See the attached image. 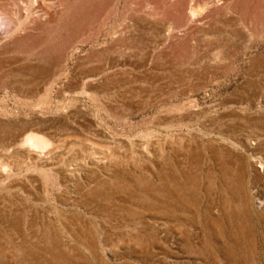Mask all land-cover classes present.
<instances>
[{"label":"rangeland","instance_id":"obj_1","mask_svg":"<svg viewBox=\"0 0 264 264\" xmlns=\"http://www.w3.org/2000/svg\"><path fill=\"white\" fill-rule=\"evenodd\" d=\"M263 141L264 0H0V264H264Z\"/></svg>","mask_w":264,"mask_h":264},{"label":"bare ground","instance_id":"obj_2","mask_svg":"<svg viewBox=\"0 0 264 264\" xmlns=\"http://www.w3.org/2000/svg\"><path fill=\"white\" fill-rule=\"evenodd\" d=\"M260 118H261V117H260ZM262 119H263V118H262ZM230 133H231V132H230ZM230 133H229V134H230ZM234 133H235V132H234ZM261 133H262V132H261ZM235 134H236V133H235ZM244 135H245V134H244ZM244 135H243V136H244ZM246 135H247V134H246ZM248 135H249V134H248ZM248 135H247L246 137H248ZM253 135H254V134H253ZM255 135H256V134H255ZM260 135H261V134H260ZM260 135H257V138H258V136H260ZM262 136H263V135H262ZM224 137H225V136H224ZM226 137H227V136H226ZM226 137H225V138H226ZM228 137H229V136H228ZM228 137H227V138H228ZM235 137H236V135H235ZM237 137H238V136H237ZM239 137H240V136H239ZM250 137H252V136L250 135ZM28 138H29V137H28ZM221 138H222V137H221ZM221 138H220V139H221ZM225 138H222V139H223L222 142H223V141H224V142H227V140H226V141L224 140ZM242 138H243V137H242ZM257 138H256V139H257ZM24 139H25V138H24ZM30 139H32V136H31ZM232 139H233V138H232ZM234 139H235V138H234ZM237 139H238V138H237ZM237 139L235 140L236 142H238ZM239 139H240V138H239ZM245 139H247V138H245ZM258 139H259V138H258ZM241 140H244V139H241ZM241 140H240V141H241ZM248 140H249V139H248ZM251 140H252V139H251ZM251 140H250V141H251ZM27 141H28V140H27ZM27 141H26V142H27ZM29 141H30V140H29ZM230 141H231V140H230ZM253 141H254V139H253ZM253 141H252V142H253ZM20 142H21V141H20ZM228 142H229V141H228ZM243 142H244V141H243ZM243 142H242V143L240 142V143H241V144H244L246 141H245L244 143H243ZM31 143H32V141H31ZM232 143H233V141H232ZM238 143H239V142H238ZM247 143H248V142H247ZM250 143H251V142H250ZM258 143H259V142H258ZM262 143H264V141H263ZM27 144H28V142H27ZM225 144H226V143H225ZM236 144H237V143H236ZM252 144H253V143H252ZM255 144H256V143H255ZM23 145H25V144H23ZM23 145H22V147H23ZM28 145H29V144H28ZM28 145H26V148L28 147ZM30 145H31V144H30ZM32 145H33V144H32ZM218 145H219V144H218ZM222 145H223V144H222ZM263 145H264V144H263ZM8 146H9V145H7V147H8ZM246 146H247V145H246ZM250 146H251V144H250ZM252 146H253V145H252ZM258 146H259V144H258ZM10 147H11V146H10ZM22 147L20 146L19 149L22 148ZM29 147L31 148V147H33V146H29ZM217 147H218V146H217ZM223 147H224V146H223ZM229 147H231V146H229ZM229 147H228V149H229V151H230V148H229ZM247 147L249 148V146H247ZM254 147H255V145H254L252 148H254ZM5 148H6V147H5ZM212 148H213V147H212ZM215 148H216V147H215ZM255 148H257V145H256ZM263 148H264V146H263ZM10 149H11V148H10ZM19 149H16V150H19ZM27 149H28V148H27ZM27 149H26V151H27ZM33 149H34V148H33ZM33 149H32V150H33ZM219 149H220V148H219ZM219 149H218V150H219ZM235 149H236V148H235ZM7 150H8V149H7ZM22 150H23V149H22ZM22 150H21V151H22ZM215 150H216V149H215ZM218 150L215 151V152L217 153ZM245 150H246V149H245ZM258 150H259V149H258ZM263 150H264V149H263ZM1 151H2V150H1ZM9 151H10V150H9ZM9 151H8V152H9ZM26 151H25V152H26ZM18 152H19V151H18ZM22 152H23V151H22ZM227 152H228V151H227ZM232 152H234V148H232ZM263 152H264V151H263ZM26 153H27V152H26ZM216 153H215V154H216ZM219 153H221V151H220ZM225 153H226V152H225ZM230 153H231V151H230ZM237 153H238V152H237ZM5 154H6V153H5ZM28 154H29V152H28ZM30 154H31V153H30ZM30 154H29V155H30ZM223 154H224V153H223ZM231 154H234V153H231ZM9 155H10V153H9ZM9 155H8V156H9ZM16 155H17V154H16ZM21 155H22V154H20V156H21ZM212 155H213V154H212ZM219 155H222V154H219ZM235 155H236V153H235ZM246 155H247V154H246ZM262 155H263V154H262ZM3 156H4V155H3ZM225 156H227V153L225 154ZM225 156H224V157H225ZM216 157H217V156H216ZM219 157H220V156H219ZM231 157H232V155H231ZM235 157H236V156H235ZM242 157H243V156L241 155V158H242ZM247 157H248V156H247ZM20 158H21V159H24V158H25V155H24V158H23V157H20ZM26 158H28V157L26 156ZM217 159H218V158H217ZM226 159H227V157H226ZM244 159H245V158H244ZM222 160H223V159H222ZM233 160H235V159H233ZM246 160H247V159H246ZM219 161H220V160H219ZM240 161H242V160H240ZM244 161H245V160H244ZM22 162H23V161H22ZM223 162H224V161H223ZM226 162H227V161H226ZM228 162H229V159H228ZM228 162H227V163H228ZM232 162H233V161H232ZM217 163H218V166H219V162H217ZM242 163H243V162H242ZM244 163H245V162H244ZM244 163H243V165L246 167V165H245ZM246 163H247V162H246ZM11 164H12V163H11ZM220 164H221V162H220ZM228 164H229V163H228ZM231 164H232V163H231ZM7 165H8V164H7ZM22 165H23V164H22ZM224 165H225V163H224ZM254 165H255V167H256V164H254ZM261 165H262V164H261ZM241 166H242V164H241ZM4 167H5V166H4ZM4 167L2 166V168H4ZM239 167H240V166H239ZM171 168H172V167H171ZM219 168H221V167H219ZM222 168H223V167H222ZM225 168H228V167H225ZM240 168H242V167H240ZM260 168H261V166H260ZM4 169H5V168H4ZM232 169H233V168H232ZM188 170H189V169H188ZM221 170H222V169H221ZM224 170H226V169H224ZM228 170H229V169H228ZM173 171H174V170H173ZM226 171H227V170H226ZM239 171H240V170H239ZM245 171H246V170H245ZM1 172H2V171H1ZM1 172H0V173H1ZM171 172H172V171H171ZM171 172H170V174H171ZM189 172H190V171H189ZM224 172H225V171H224ZM224 172H223V173H224ZM242 172H243V171H242ZM246 172H248V171H246ZM263 172H264V170H263ZM3 173H4V172H3ZM184 173H186V172H184ZM243 173H244V172H243ZM243 173H242V174H243ZM1 174H2V173H1ZM1 174H0V175H1ZM5 174H6V173H4V175H5ZM225 174H226V173H225ZM228 174H229V173H228ZM233 174H234V173H233ZM233 174H232V175H233ZM2 175H3V174H2ZM171 175H173V174H171ZM179 175H180V174H179ZM185 175H186V174H185ZM236 175H238V174H236ZM240 175H241V174H240ZM243 175H246V174H243ZM243 175H242V176H243ZM175 176H176V175H175ZM180 176H181V175H180ZM190 176H191V175H190ZM210 176H211V175H210ZM222 176H223V175H222ZM242 176H241V178H242ZM171 177L173 178V176H171ZM178 177H179V176H178ZM233 177H234V176H233ZM239 177H240V176H239ZM188 178H189V177H188ZM229 178H230V176H229ZM241 178H240V179H241ZM192 179H193V178H192ZM224 179H225V177H224ZM224 179H223V180H224ZM240 179H239V180H240ZM170 181H171V180H170ZM219 181H220V180H219ZM230 181H233V180H230ZM191 182H192V181H190L189 183H191ZM167 183H168V182H167ZM175 183H176V182H175ZM189 183H188V184H189ZM244 183H245V182H244ZM179 184H180V183H179ZM179 184H178V185H179ZM165 185H166V184H165ZM184 185L186 186V184H184ZM223 185H224V184H223ZM223 185H222V186H223ZM244 185H245V184H244ZM181 186H182V184H181ZM237 186H238V185H237ZM176 187H177V185H176ZM167 188H168V187H167ZM171 188H172V187H171ZM238 188H240V187L238 186ZM176 189H177V188H176ZM180 189H182V188H180ZM244 189H245V188H244ZM244 189H243V190H244ZM172 190H173V189H172ZM211 190H213V188H211ZM177 191H178V190H177ZM213 191H214V190H213ZM169 192H171V191H169ZM172 192H173V191H172ZM184 192H186V191H184ZM233 193H234V192H233ZM175 194H176V193H175ZM178 194H179V193H178ZM182 194H183V193H182ZM182 194H181V195H182ZM192 194H193V193H192ZM192 194H191V196H192ZM218 194H219V193H218ZM224 194H225V193H224ZM248 194H249V192H248ZM184 195H185V194H184ZM184 195H183V196H184ZM96 196H97V195H96ZM225 196H227V195H224V197H225ZM241 196H242V195H241ZM250 196H251V195H250ZM250 196H249V197H250ZM158 197H159V196H158ZM181 197H182V196H181ZM181 197H180V198H181ZM185 197H186V196H185ZM187 197H188V196H187ZM192 197H193V196H192ZM218 197H220V196H218ZM246 197H247V196H246ZM258 197H259V196H258ZM193 198H194V197H193ZM250 198H251V197H250ZM261 198H262V196H261ZM223 199H224V198H223ZM229 199H230V195H229ZM246 199H247V198H246ZM184 200H185V199H184ZM192 200H195V199H192ZM192 200H191V201H192ZM214 200H215V199H214ZM240 200H241V198H240ZM244 200H245V199H243V201H244ZM186 201H187V198H186ZM217 201H220V200H217ZM249 202H250V201H249ZM215 203H216V202H215ZM190 204H191V203H190ZM213 204H214V203H213ZM213 204H212V205H213ZM223 204H224V203H223ZM228 204H230V203H228ZM180 205H181V204H180ZM187 205H188V203H187ZM212 205H210V207H208V208H211ZM219 205H220V204H219ZM157 207H158V206H157ZM212 207H213V206H212ZM220 207H221V206H220ZM213 209H214V208H213ZM227 213H228V212H227ZM180 215H181V214H180ZM178 216H179V215H178ZM189 217H190V216H189ZM228 217H229V215H228ZM229 218H230V217H229ZM211 219H212V217H211ZM230 220H231V219H230ZM17 221H18V220H17ZM13 224H14V223H13ZM213 224H214V222H213ZM16 225H19V224H16V223H15V226H16ZM20 225H21V224H20ZM203 226H204V225H203ZM20 227H21V226H20ZM16 228H18V227H16ZM23 229H25V228H23ZM233 229H234V228H233ZM19 231L21 232L22 229L19 230ZM24 232H25V231H24ZM5 233H6V232H5ZM22 234H23V233H22ZM24 235H25V234H24ZM24 235H22V236H24ZM20 236H21V235H20ZM206 236H207V235H206ZM235 236H236V235H235ZM18 237H19V236H18ZM27 244H28V243H27ZM24 246H25V245H24ZM233 249L236 250L237 248H233ZM231 253H232V251L230 252V254H231ZM234 254H235V253H234ZM234 254H233V255H234ZM237 254H238V253H237ZM241 254H242V253H241ZM235 259H236V258H235ZM232 260H233V259H232ZM236 260H237V259H236ZM236 262H237V261H236ZM238 264H241V263H238Z\"/></svg>","mask_w":264,"mask_h":264}]
</instances>
